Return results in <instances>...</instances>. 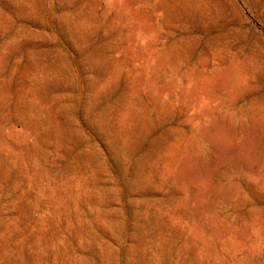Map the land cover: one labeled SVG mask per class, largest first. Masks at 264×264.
<instances>
[{
  "label": "rangeland",
  "instance_id": "obj_1",
  "mask_svg": "<svg viewBox=\"0 0 264 264\" xmlns=\"http://www.w3.org/2000/svg\"><path fill=\"white\" fill-rule=\"evenodd\" d=\"M263 71L264 0H0V264H264Z\"/></svg>",
  "mask_w": 264,
  "mask_h": 264
},
{
  "label": "crops",
  "instance_id": "obj_2",
  "mask_svg": "<svg viewBox=\"0 0 264 264\" xmlns=\"http://www.w3.org/2000/svg\"><path fill=\"white\" fill-rule=\"evenodd\" d=\"M263 73H264V71H263ZM259 83H260V81H256V84H259ZM251 95L253 96V97H251V99L254 98L255 100H257V96H256L257 92H253V93H251ZM248 96H250V94H248ZM262 97L264 98V95H262ZM263 98L260 97V99H263ZM261 120L263 121V124H264V117H261ZM262 134L264 135V125H263V128H262Z\"/></svg>",
  "mask_w": 264,
  "mask_h": 264
}]
</instances>
